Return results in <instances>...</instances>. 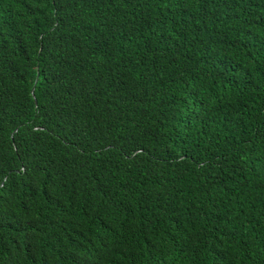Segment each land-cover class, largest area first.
<instances>
[{
	"label": "trees",
	"instance_id": "trees-1",
	"mask_svg": "<svg viewBox=\"0 0 264 264\" xmlns=\"http://www.w3.org/2000/svg\"><path fill=\"white\" fill-rule=\"evenodd\" d=\"M0 264H264V0H0Z\"/></svg>",
	"mask_w": 264,
	"mask_h": 264
}]
</instances>
